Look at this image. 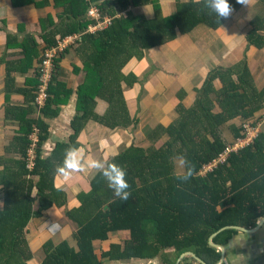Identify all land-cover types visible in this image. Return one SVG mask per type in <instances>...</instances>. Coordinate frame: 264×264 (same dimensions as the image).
Instances as JSON below:
<instances>
[{
	"label": "trees",
	"instance_id": "obj_1",
	"mask_svg": "<svg viewBox=\"0 0 264 264\" xmlns=\"http://www.w3.org/2000/svg\"><path fill=\"white\" fill-rule=\"evenodd\" d=\"M10 1L16 6L32 0ZM94 1L51 0L53 8H60L55 14L58 22L55 24L50 15L39 19V23L48 28L41 32L42 51L56 46L57 40L65 36L80 35L75 54L81 58L82 67H76L74 72L81 70L84 75L76 90L79 114L71 120L73 134L65 142H56L48 156L41 155L47 126L39 116H30L35 109L31 102L38 83L36 73L27 85L29 88L19 90L24 95L31 93V105L7 106L5 109V118L19 123L6 151L18 153L19 158L12 160L0 156L3 165L0 169V264H28L32 255L25 238V227L42 210L64 204V192L53 185L56 165L62 162L65 149L78 148L76 139L85 124L93 120L110 129L136 125L137 118L130 117L124 97V86L131 88L136 78L132 73L124 75V66L132 58L141 59L144 50L187 34L197 25L216 29L224 19L216 18L203 3L195 4L191 0H175V11L167 16L160 15L154 0H122L118 4L114 0H104L97 7L109 16L110 23L91 33L88 26L95 21L86 14ZM45 2L47 0L33 4L40 7ZM228 2L233 11L242 6L237 0ZM262 3L264 6V0ZM128 4L133 7L151 4L154 15L145 19L130 10L118 14L120 10L114 8L120 5L125 10ZM249 24L250 29L244 36L247 46L264 48V16L255 15ZM12 41L14 37L8 35L7 48L14 45ZM19 48L22 59L6 69V93L13 90L12 72H26L38 54L32 37L24 39ZM41 57L42 52L38 63ZM57 61L58 58L54 68ZM215 81L219 84L218 89L213 88ZM46 94L38 112L43 118H53L71 91L52 75ZM181 95V92L177 93V99L180 100ZM97 101L107 105L102 115L94 111ZM263 108L264 86L255 88L244 60L230 67L212 69L196 90L192 105L185 109L178 103L175 120L167 125H157L147 135L148 139L153 137L154 140L164 135V142L160 145L151 143L146 148L131 145L111 157L127 172L129 200L116 199L106 181L99 174H93L89 189L76 194L79 204L64 209L65 217L76 225L72 235L75 246L65 239L56 243L45 240L41 244L38 264H99L103 259L157 255L161 264H171L173 261L168 260L165 251L168 248H172L175 256L191 250L206 263H215L219 252L207 243L209 234L228 226L211 237L213 243L224 245L239 231L230 225L251 228L264 217V130L250 145L229 153L211 170L201 174V169L229 144L220 138L221 127L226 126L231 137L238 138L241 136L240 125L255 122L257 115L254 114ZM234 119L241 124H228ZM32 134L35 140L31 141ZM32 144L33 158L29 168L27 152ZM178 153L186 155L194 165L193 178L186 183L177 181L173 174L171 157ZM33 188L34 196L31 195ZM116 232L123 235L97 254L93 241L108 240Z\"/></svg>",
	"mask_w": 264,
	"mask_h": 264
},
{
	"label": "crops",
	"instance_id": "obj_2",
	"mask_svg": "<svg viewBox=\"0 0 264 264\" xmlns=\"http://www.w3.org/2000/svg\"><path fill=\"white\" fill-rule=\"evenodd\" d=\"M32 1L38 2L40 0ZM32 1L28 3L27 0H24L27 4L13 6L10 0H0V156L12 160L19 158V154L12 150L6 151V148L13 142L19 123L16 120L6 119L5 109L7 106L25 107L31 105L29 100L31 93L27 92V95H24L19 90L28 89L29 81L34 80L38 65L37 59L44 46L41 32L48 28L41 25L39 19H44L50 15L56 24L58 20L55 14L60 12V8L52 7L51 0H47L40 7H35ZM114 1L117 4L122 2V0ZM154 1L159 7L161 16L174 13L175 0ZM178 1L186 2L188 0ZM262 1L253 0L249 7L241 6L239 10L233 11L229 18L223 19L222 25L216 29L197 25L187 34L177 35L174 40L144 50L141 59L132 58L124 66L122 73L124 75L132 73L136 78V82L131 88L124 86V97L129 115L131 118H137V123L133 129L132 127L110 129L89 120L76 139L78 148L83 151L85 162L89 157L111 158L131 145L141 148H146L151 143L160 145L166 137L163 135L157 140H154L153 137L148 139L149 132L157 125H167L174 121L177 117L175 107L178 103L183 108L188 109L192 105L196 90L202 85L206 74L214 68L230 67L244 60L255 88H262L264 86V48L256 49L247 46L244 39L246 32L250 29V20L257 14L264 16ZM116 7L122 10L121 12L130 10L134 15L142 16L145 19L152 18L154 15L151 4L135 7L128 4L125 10L120 5ZM8 35L14 37V41H12L14 45L11 44L9 48L6 47ZM70 36L72 40L61 44L62 47L70 42L62 47L61 50L64 53L58 57L53 75L56 81L62 82L65 88L71 91V94L67 96L63 104L58 106V113L53 118H43L35 110L34 113L30 114V116H39L47 126V138L40 147L42 156H48L56 142L67 141L69 136L73 134L71 120L79 114L76 109V90L83 81L84 73L81 70L78 73L74 72L76 67H82V64L78 62H81V58L66 46L77 43L80 35L73 34ZM28 37L33 38L38 53L37 57L31 61V66L26 72H12L13 90L6 93V69L13 67L16 62H20L23 56L19 44ZM213 88H219L218 82H213ZM179 92L182 93L180 100L176 96ZM103 104L105 103L97 101L95 107L98 105L101 109ZM216 110L213 108L214 112ZM263 112L264 108L254 114V116L257 115L256 121L261 120L260 115ZM230 123L233 125L241 124L237 119L228 124ZM258 129V132L263 131L264 123L259 124ZM32 140H35V135L31 138ZM9 163L11 162L9 161ZM2 166L0 163V169ZM93 174L87 167L84 171L72 173L68 179L55 174L53 185L64 192L65 202L61 206L51 205L42 210L38 216L32 217L27 223L25 238L32 255L27 262L28 264L39 263L42 255L39 248L45 240L56 243L65 239L69 245L75 246L72 235L76 225L65 217L64 209L79 204L76 194L79 191L89 189V180ZM31 178L35 179L36 177L31 176ZM34 193L35 189L33 188L31 195L34 196ZM35 203L36 201H34L33 207ZM1 205L2 198L0 197V207ZM113 235L116 237L123 235V233H112L108 240L93 241L94 250L97 254L101 250L108 249L110 243L119 240L120 237L111 240ZM220 246L223 248L222 253L215 247L219 252V262L216 264H264V222L254 231H237L232 238ZM165 251L168 253V260L173 261L171 264H201L193 256L186 253L187 251L193 253L191 250L181 252L177 256L174 255L172 248ZM39 254H41L40 257ZM150 263L161 264L159 256L152 258L131 257L121 260L103 259L99 264Z\"/></svg>",
	"mask_w": 264,
	"mask_h": 264
},
{
	"label": "clouds",
	"instance_id": "obj_3",
	"mask_svg": "<svg viewBox=\"0 0 264 264\" xmlns=\"http://www.w3.org/2000/svg\"><path fill=\"white\" fill-rule=\"evenodd\" d=\"M191 2L195 4L203 3L204 7L210 13H214L216 18L227 19L233 12L228 0H191ZM252 2L253 0H237V3L246 7H249ZM171 163L174 169L173 174L177 181L186 183L193 178L194 165L186 155L179 153L173 155ZM85 167L94 174H99L106 181L107 187L112 190L116 199L122 202L129 200L131 192L129 191L130 185L126 178L127 172L114 161V158L89 157L85 162L83 151L77 147L70 146L65 149L62 162L56 165L55 171L58 175L68 179L72 173L84 171Z\"/></svg>",
	"mask_w": 264,
	"mask_h": 264
},
{
	"label": "built area",
	"instance_id": "obj_4",
	"mask_svg": "<svg viewBox=\"0 0 264 264\" xmlns=\"http://www.w3.org/2000/svg\"><path fill=\"white\" fill-rule=\"evenodd\" d=\"M88 13H89V15L93 16L92 19L95 18V19H93L95 21V23L90 24L88 26L89 30H94L96 28L100 29V28H102V27H104L110 23L109 18H105L102 21L100 19V16H99V11L95 8H90ZM70 40H72V37L66 36L60 40H57L56 46L44 49L42 51L41 60L39 61L38 65H37V81H38V83L35 87L34 97L32 100V105L35 108L34 110L36 112H38V110L43 106V103L47 98L46 87H47V84L49 83V81L51 79L52 74H53L52 72H53L54 63H55L54 61L57 58L55 53L57 50H61L63 46H65L66 44H68L70 42L64 44L61 47L62 43L66 42V41H70ZM260 119L261 120L255 121L252 124L247 123V122L242 123L240 125L241 126V132H242L241 136L236 138L235 142L231 143L232 145L230 144V145L226 146L215 157L216 159L215 158L214 159L219 161V162H223L225 160L226 156L229 155V153L235 152V151H237V150H239L245 146L250 145L252 143L253 139L255 138V136L258 134V125L261 123H264V112L261 113ZM33 135L34 134L30 135V137H33ZM31 147H33V144L30 146V149H28V152H27V167H29V168H31V166H32V158H33V153H32ZM214 159H212V160H214ZM211 161H209L207 164L203 165L202 168L204 169V168L210 167V165H212L210 163ZM219 162H217V163H219ZM209 170H211V169H209Z\"/></svg>",
	"mask_w": 264,
	"mask_h": 264
},
{
	"label": "rangeland",
	"instance_id": "obj_5",
	"mask_svg": "<svg viewBox=\"0 0 264 264\" xmlns=\"http://www.w3.org/2000/svg\"><path fill=\"white\" fill-rule=\"evenodd\" d=\"M101 1L102 0H96V1H94L93 3H92V5H91V7L90 8H95V9H97L98 11H99V16H100V19L103 21L105 18H109V16H106L105 14H103L102 13V11H100L99 9H98V7H97V4H99V3H101ZM114 8H116V9H118L116 6L114 7ZM119 10V9H118ZM122 10H120V13H118V14H122V12H121ZM87 15V17L89 18V19H92V17L93 16H91V15H89V13H87L86 14ZM93 19H95V18H93ZM110 19V18H109ZM105 23V22H104ZM98 28H96V29H94V30H89L90 32H95L96 30H97ZM77 45H78V42L77 43H75V44H70V45H67L66 47L68 48V49H70V50H73V52L75 53V48L77 47ZM64 52L62 51V50H57L56 51V53H55V55H56V57L58 58L59 56H61L62 54H63ZM78 59V58H77ZM79 60V59H78ZM80 64H81V62L80 61H78ZM72 64V63H71ZM36 65V64H35ZM81 66V65H80ZM54 69L55 68H53V71H54ZM53 73V72H52ZM106 107H107V105L106 104H103L102 106H101V109L99 108V106L97 105V107H95V109H94V111H95V113L96 114H98V115H102L103 113H104V111L106 110ZM226 125V124H225ZM131 129V128H130ZM132 129H133V127H132ZM259 130V129H258ZM221 131H222V133H224V134H220V138H221V140H223L226 144L227 143H229L228 145H230L231 143H234L235 142V140H236V138H232L231 137V134L229 133V131H228V129H226V126H223L222 127V129H221ZM259 133V132H258ZM242 134V132H240V135ZM227 137H229L228 138V140H226V138ZM136 144H138V143H136ZM227 145V146H228ZM232 145V144H231ZM138 147H140V146H138ZM216 159V158H215ZM212 160L210 163L212 164V165H210V167H208V168H202L201 169V174H203L205 171H208L209 169H211L213 166H215V164L217 163V162H219V161H217V160ZM115 235H119V234H115ZM115 235H113L112 236V238H111V240H115V239H117L119 236H116L115 237ZM60 239H61V237H60ZM106 243V242H105ZM107 245V244H106ZM97 246H98V244H97ZM39 250L41 251V248H39ZM169 252V251H168ZM40 255L41 254H39L38 256L40 257ZM37 257V256H36Z\"/></svg>",
	"mask_w": 264,
	"mask_h": 264
},
{
	"label": "water",
	"instance_id": "obj_6",
	"mask_svg": "<svg viewBox=\"0 0 264 264\" xmlns=\"http://www.w3.org/2000/svg\"><path fill=\"white\" fill-rule=\"evenodd\" d=\"M263 222H264V217H261V218L256 222V224H255L253 227H251V228H244V227H242V226H236V225H230L229 227H234V228H236V229H238V230H240V231H254V230H256L261 224H263ZM224 227H228V226H223V227L218 228L216 231H214V232H212L211 234H209V236H208V238H207V242H208V244L211 245V246H214V247L218 248V249L220 250L221 253L223 252V248H222V246L213 243V242L211 241V237H212L217 231H219L220 229H222V228H224ZM186 253H188V254H190L191 256H193V257H194L195 259H197L201 264H206L203 260H201L199 257H197L196 255H194L192 252H188V251H187ZM217 262H219V259H218V261H216L214 264H216Z\"/></svg>",
	"mask_w": 264,
	"mask_h": 264
}]
</instances>
